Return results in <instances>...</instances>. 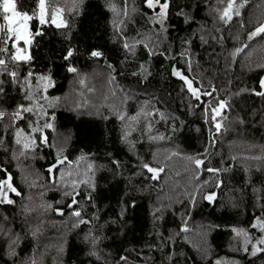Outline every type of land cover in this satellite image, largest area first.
I'll use <instances>...</instances> for the list:
<instances>
[{
  "label": "trees",
  "instance_id": "obj_1",
  "mask_svg": "<svg viewBox=\"0 0 264 264\" xmlns=\"http://www.w3.org/2000/svg\"><path fill=\"white\" fill-rule=\"evenodd\" d=\"M118 1L46 0L48 23L40 24L33 15L38 0H16L19 11L33 16L31 60L8 62L16 83L0 74V169L20 192L9 191L14 203H0V264H264V252L252 255L264 236L252 227L257 217L264 219V159L256 156H264V96L253 91H264L258 86L264 33L248 39L264 24V0H247L228 23L220 19L228 0H169L166 31L153 19L159 8L128 0L125 17L124 1ZM240 3L235 0L234 9ZM57 7L67 27L51 23ZM125 39L132 51L123 47ZM69 48L73 56L65 60ZM94 49L103 56L91 57ZM69 64L78 72H68ZM174 69L193 80L201 98ZM49 74L46 92L34 86L36 77ZM49 99L58 100L40 104ZM218 100L226 107L214 121ZM19 104L34 110L14 118ZM45 121L55 129H45L54 146L32 151L17 143L22 135L15 131L29 137ZM60 136L66 147L59 155L67 159L56 164ZM195 159L204 163L198 168ZM144 163L163 171L153 179ZM89 165L95 191L73 185L92 175ZM5 175L0 171V180ZM66 191L75 194L76 205L69 207ZM209 193H215L213 202L204 199ZM77 210L81 217L73 215Z\"/></svg>",
  "mask_w": 264,
  "mask_h": 264
},
{
  "label": "snow or ice",
  "instance_id": "obj_2",
  "mask_svg": "<svg viewBox=\"0 0 264 264\" xmlns=\"http://www.w3.org/2000/svg\"><path fill=\"white\" fill-rule=\"evenodd\" d=\"M247 2V0H241V3L238 5V7H236L234 9V4H235V0H228V4L227 7L223 10V12L220 15V19L224 21V23H228L231 19H232V15H239V8H242L244 6V4ZM145 4L149 9H153L155 10L156 8H159V11L156 13L155 17L153 18L155 22H158L160 24V28L163 31H166L165 29V19L167 17V9L169 8V0H163V3H161V0H145ZM0 10H2V12L4 13L3 15V20L4 23L0 24V33H6V38L0 42L2 43L4 46H0V74L2 73H7V75L11 78L13 83H16L18 80V76H17V72L15 70H9L8 69V62H29L31 60V56L30 54H28L27 49L26 48H21L18 46V42L19 41H23L25 45H29L31 44V34L29 32L28 29V24L27 21L31 20L33 18L32 15H29L27 12H21L17 9V3L16 0H0ZM112 10L115 11V7L112 6ZM135 10V9H133ZM63 11L62 8H55L52 12L51 15V23L54 24L56 27H67L66 22L60 18L59 14ZM33 15H36L40 24H45L48 23V8L46 7V0H38V5H37V12H34ZM123 15L125 17L128 16V12H127V3L125 0V5H124V10H123ZM123 23V21L121 22ZM264 33V24H260L259 26H257L255 28L254 31L250 32L248 34V39L251 40L253 39V37L257 36L258 34ZM40 33L38 32L37 35H39ZM14 37V42L12 44V48L14 49V51H9L7 45L8 39H11ZM123 47L128 50V51H132L134 45H129V43H127L126 39L123 43ZM144 47L146 49L149 50V55H152V49L149 47L148 44H144ZM245 47H247V45H245ZM237 53H239L240 51H242L241 48H237L235 50ZM73 52L74 49L69 48L64 56L65 60H69L70 57L73 56ZM90 56L93 58H99L103 56V53L99 50H92L90 52ZM112 66L109 65V68H111ZM141 68H143V66H141ZM191 68V64L189 61V69ZM67 71L70 73H77L78 69L74 66H72L71 64H69V66L67 67ZM136 73H133V75H135ZM174 76H180V78L182 80L185 81V83L187 84L188 89L192 92V94L195 96L197 94V92L199 91V89L195 88L193 86V81L188 79L187 76L182 75L180 72L176 71L175 69L173 70L172 73ZM33 75V73L31 71H29L28 76L25 77V81H28V77H31ZM38 79L40 80H45L47 81L48 84H52V78L51 75L49 74L48 76H40ZM81 83H83V81H81ZM3 84V81L0 80V85ZM259 88L260 89H264V79H261L259 81ZM45 92L47 90V87H45ZM216 89L213 87L212 88V92H215ZM253 91L255 92L256 95H260V96H264V91H259L256 92L255 89H253ZM4 89L3 87H0V93H3ZM204 95L207 96H211L212 93L211 92H205ZM27 99H32L31 95L29 94L28 97H26ZM199 98V97H197ZM42 99H47V97H42ZM33 104L37 105L40 110L41 113L43 114V106L39 105L38 101L33 100ZM226 107V103L223 100H218L217 106L215 108L212 109V112L214 113L213 115V120L215 121L216 116L221 114V111ZM33 106H29V107H25L23 104H19L17 105V109L14 113H12L13 117H19L20 114L22 112H33ZM5 116V112L4 111H0V118ZM121 119H123V116L120 117ZM52 119H54V116L52 117ZM215 128L217 131H219V129L221 128V124L219 122L215 123ZM45 129H53V131L55 130L53 127V124L50 122L45 121V123L40 126L37 123V126L34 127L32 129V133L29 134V139L27 142H25L23 144V148L25 150L31 149L32 151H35V148L37 146H54V145H48V137L45 134ZM36 133L39 134V145H37V137H36ZM17 143L19 144L20 141L19 139L17 140ZM67 158L65 157L63 160L60 158L59 152L57 153V157H56V164H63L64 160H66ZM112 163L116 166V168L120 167V161L119 160H113ZM204 163L203 160L201 159H195L194 160V164L199 168V166H201ZM56 165H52L48 168V172L52 173L53 168ZM142 167L144 169H147V171L149 173H152L153 176L152 178L155 179L156 178V174H158L159 172L163 171L162 168H153L151 166H149L147 163H144L142 165ZM0 171H4L5 172V178L3 180H0V197H6V192H5V187H7V189L12 192L15 193L17 196L20 195V192L13 186V184L11 183V174L7 172V169H0ZM89 171L92 173L91 176L87 177L84 180L81 181H73V185H77L79 183H83L87 186L88 189H91L92 191H95V182H94V176H95V169L92 167V165H89ZM209 172H218V169H208ZM217 187H219V184L217 185ZM78 194V193H76ZM66 196H71L72 199V205L77 204V200L75 198V194H73V192H65ZM215 197V193H209L207 196L204 197L205 200L209 201V202H213ZM88 200H91L92 197L89 194L87 196ZM191 203L193 206H195V197H191L190 198ZM2 202H6V203H14V201H12L11 199H0V203ZM72 205H69V207H71ZM132 206L135 207V202L133 201ZM161 209L157 208L155 210V212H160ZM154 212V215H155ZM73 215L76 217H81V213L80 211H74ZM121 215H123V209L121 210ZM160 217H157V219H159ZM80 223H87V221H84L82 218L79 221ZM253 228L259 227L260 231L262 233H264V219H261L260 217L256 218V223H254L252 225ZM234 232H237V234L239 235L240 233L238 232L237 229L233 228L232 229ZM181 231H187V227H183L181 228ZM36 233L33 232V236H35ZM86 239H88V237H86ZM92 243L93 245H95V243L98 240V237L92 236ZM171 239V237H170ZM250 241L247 238V234H245V246L243 248L244 251H248L247 248V244ZM256 245H264V236H261L257 241H256ZM256 245H253V250H252V255H256V253L259 252H264V248H258ZM14 251L10 252L9 255H14ZM93 255H96L95 252L92 253ZM121 259H125L124 257H121ZM31 264H35V261L32 260ZM216 264H220L219 261L216 262Z\"/></svg>",
  "mask_w": 264,
  "mask_h": 264
},
{
  "label": "rangeland",
  "instance_id": "obj_3",
  "mask_svg": "<svg viewBox=\"0 0 264 264\" xmlns=\"http://www.w3.org/2000/svg\"><path fill=\"white\" fill-rule=\"evenodd\" d=\"M118 1V0H117ZM124 1V5H125V0H123ZM119 2V1H118ZM129 3V1L128 0H126V3ZM124 5L123 6H121V5H118V6H121L122 8H124ZM128 5L129 4H127V8H128ZM59 16H60V18L61 19H63V17H62V14L60 13L59 14ZM64 20V19H63ZM27 24H28V29H29V32H30V20L29 21H27ZM30 34H31V32H30ZM30 38H31V36H30ZM18 46L19 47H21V48H26L27 49V52H28V54H30V44L29 45H25L24 44V42L23 41H19L18 42ZM39 77H36V81H35V83H34V86L36 87V88H41V87H49L50 86V84H48L47 83V81H45V80H40V79H38ZM188 79H190V78H188ZM190 80H192V79H190ZM193 81V80H192ZM95 84V83H94ZM97 86H99L100 84H96ZM186 86H187V84H186ZM193 86L195 87V88H197V89H199V91L197 92V94L195 95L196 97H199V98H201V96L203 95V91L202 90H200V88L199 87H197L195 84H194V82H193ZM188 88V87H187ZM94 90H93V92H92V94L94 95ZM40 95H43V94H40ZM38 99V98H37ZM55 100H58V99H55ZM55 100H48L46 103H40V104H43V105H46V106H50L52 103H54V102H56ZM38 101H39V99H38ZM96 101H97V106H104V102L103 101H99V100H97L96 99ZM35 111L37 112L38 111V108H35ZM14 133H17V135H22L21 137H17L18 139H19V141H21V142H23V143H25V142H27L28 141V139L30 138V137H28V136H25V135H23V134H20V132H17V131H15ZM61 138L58 140V144H56V152L58 153L59 152V154H61V151L66 147V138H64V137H62V136H60ZM258 158H261L262 157V159H264V156L263 155H256ZM253 164L251 163V166H252ZM6 192V197H1V199H11L12 200V197H11V195L9 194V190H7V191H5ZM38 197V196H37ZM44 198V195H43V197H42V199ZM252 219V218H251ZM251 219H249V221H251ZM53 229H54V227L52 228H50L49 229V232L47 233V235H51V231L53 232ZM57 244V243H56ZM58 249H60V247H58V245H56V249H54V250H51V252L49 253V254H52L51 256H55V254H57V252L59 251ZM47 252H48V250H46Z\"/></svg>",
  "mask_w": 264,
  "mask_h": 264
},
{
  "label": "built area",
  "instance_id": "obj_4",
  "mask_svg": "<svg viewBox=\"0 0 264 264\" xmlns=\"http://www.w3.org/2000/svg\"><path fill=\"white\" fill-rule=\"evenodd\" d=\"M3 15H4V13L2 12V10H0V24L4 23ZM5 38H6V33H0V42H2ZM9 40L10 39H8V42L6 45L8 47V49H9ZM0 46H4V45L2 43H0Z\"/></svg>",
  "mask_w": 264,
  "mask_h": 264
},
{
  "label": "water",
  "instance_id": "obj_5",
  "mask_svg": "<svg viewBox=\"0 0 264 264\" xmlns=\"http://www.w3.org/2000/svg\"><path fill=\"white\" fill-rule=\"evenodd\" d=\"M75 198H76V196H75ZM77 200V199H76ZM71 205H72V202H71ZM76 205V204H75ZM72 206H74V205H72Z\"/></svg>",
  "mask_w": 264,
  "mask_h": 264
}]
</instances>
